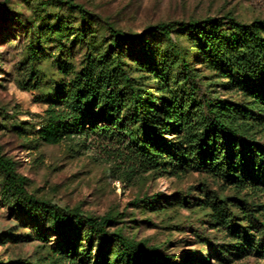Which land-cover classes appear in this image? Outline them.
<instances>
[{"label":"trees","instance_id":"16d2710c","mask_svg":"<svg viewBox=\"0 0 264 264\" xmlns=\"http://www.w3.org/2000/svg\"><path fill=\"white\" fill-rule=\"evenodd\" d=\"M7 2H0V21L18 22L29 37L21 64L35 84L50 86L47 109L33 128L37 141L56 145L126 133L137 172H199L228 191L223 195L205 179L171 198L157 192L131 202L143 213L204 212L224 233L216 252L203 247L169 254L128 236L118 226L123 217L118 212L95 216L36 195L15 162L0 152L2 201L47 226L56 237L51 249L58 259L207 264L215 254L220 263L234 264L254 252L264 258V18L243 21L226 12L162 21L135 33L74 0H27L33 8L28 17ZM0 264L39 263L0 259Z\"/></svg>","mask_w":264,"mask_h":264},{"label":"rangeland","instance_id":"374dc122","mask_svg":"<svg viewBox=\"0 0 264 264\" xmlns=\"http://www.w3.org/2000/svg\"><path fill=\"white\" fill-rule=\"evenodd\" d=\"M6 0H0L5 2ZM9 6L31 16L27 0H7ZM99 18L106 19L125 32L140 33L162 21L187 20L232 12L243 21L264 18V0H74ZM29 37L18 22L0 21V152L11 158L16 170L28 180L36 195L50 199L62 208L78 207L82 212L103 216L109 212L123 215L118 226L128 236L147 240L169 254H193L201 248L218 249L224 233L211 225L204 212L172 209L165 214L143 213L131 202L143 194L160 192L171 198L177 191L207 179L210 187L225 195L218 180L190 172L177 176L170 172H137L126 133L106 138L95 134L61 144L37 141L33 132L41 122L47 102L49 84H35L27 67L21 64ZM55 50L54 56L59 53ZM81 60L76 54V63ZM68 84V83H67ZM234 94V93H231ZM230 95V94H229ZM227 96V95H226ZM264 204V199H262ZM149 220V222H145ZM47 234V226L4 204L0 196V259L39 264H65L51 249L56 237ZM197 234L208 238L201 244ZM207 264H222L215 254ZM234 264H264L254 252Z\"/></svg>","mask_w":264,"mask_h":264}]
</instances>
